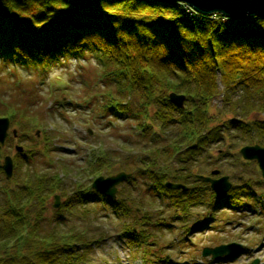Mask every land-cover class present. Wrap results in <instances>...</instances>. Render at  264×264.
Returning a JSON list of instances; mask_svg holds the SVG:
<instances>
[{
	"label": "trees",
	"instance_id": "1",
	"mask_svg": "<svg viewBox=\"0 0 264 264\" xmlns=\"http://www.w3.org/2000/svg\"><path fill=\"white\" fill-rule=\"evenodd\" d=\"M89 54L96 58L99 75L108 85L102 111L112 112L113 117L126 114L123 117L132 118L144 131L154 133L152 140L141 139V150L147 157L163 156L162 164L136 159L135 163L145 162L136 171L150 180L148 190L170 200L175 208L187 211L191 205L216 201L208 183L189 184L192 175H181L173 166H167L169 159L177 156L181 161L193 160L209 144L221 139L219 118L225 117V124L245 134L256 130L257 138L252 137V141L264 145V119L248 123L236 117L238 108L246 102L243 98L249 102V109H254L253 103L259 110L264 109V16L240 19L221 13L204 14L177 1L0 0L1 63L51 66L61 56L86 58ZM171 92L186 95L183 107L171 102ZM221 93L225 109L221 113L218 110L220 116L215 119L211 103ZM32 107L29 103V113H23L22 103L0 104V112L15 122H25L19 115L33 116ZM229 112L234 113L230 119ZM153 121L159 128L151 125ZM171 125L177 127L176 134L166 138L170 133L166 127ZM5 153L0 145L1 174ZM20 155L23 154L16 155V167ZM105 159L101 156L86 169L91 175L100 173L101 166H112ZM125 169L131 170L129 166ZM60 176L59 172L31 174L17 192L4 190L6 198L0 203V264L83 261L79 260L78 244L86 240L81 236L84 232L41 233L38 219L31 215V205L37 203L43 208L48 196L62 188ZM168 179L186 182L189 189H169L165 185ZM78 183L65 206L74 204V200H103L122 212L116 213L118 216L130 214L123 201L110 200L91 187L85 194ZM247 197L256 204L258 198L264 199L246 182L233 186L222 204L243 209L248 206ZM255 209L254 205L251 210ZM138 217L136 222L149 219ZM124 228V234L137 241L134 227L125 222Z\"/></svg>",
	"mask_w": 264,
	"mask_h": 264
},
{
	"label": "rangeland",
	"instance_id": "2",
	"mask_svg": "<svg viewBox=\"0 0 264 264\" xmlns=\"http://www.w3.org/2000/svg\"><path fill=\"white\" fill-rule=\"evenodd\" d=\"M37 65L32 67L12 61L0 65V104L9 106L19 102L22 112L29 113L26 109L31 103L35 113L33 116L19 115L25 122L11 120V128H17L18 135L14 137L10 129L4 146L6 154L15 157L17 144L24 147V154L28 150L33 154L19 156L12 178L1 176V204L6 198L4 190L17 192L29 175L59 172L62 188L56 193L61 195V207L52 206L53 193L43 208L37 203L31 205V215L34 220L38 219L41 233L55 230L85 233L81 236L86 240L78 244L79 260H83L78 264H250L254 259L264 264V199L258 198L257 205L256 200L245 198L248 206L254 209L255 205L258 212L248 206L243 210L225 205L218 209L212 202L210 206L195 204L187 211L176 210L170 200L148 190L150 180L136 171L145 162L162 164L163 156L147 157L141 150L144 146L141 139L152 140L154 133L144 131L130 117L112 119L99 107L108 85L99 75L96 58L91 54L83 59L61 56L51 66ZM221 95L211 103L215 119L225 109ZM243 99L246 104L238 108L237 118L248 123L252 119H264V109L259 110L254 103V109H249V102ZM233 114L229 112V119ZM225 120L222 117L218 121L222 124L221 139L209 144L193 160L181 161L178 156L169 159L171 163L167 167L173 166L172 169L181 175L208 174L218 168L222 175H229L233 186L247 182L257 194L264 196V179L257 162L244 160L240 153L243 145L253 142L252 137L257 138V131L245 134L240 128L225 124ZM151 125L160 126L155 121ZM37 130H40L39 135ZM166 130L170 132L168 138L176 134L177 127L171 125ZM137 136L140 139L135 138ZM101 156H106L112 166L103 165L100 173L91 175L86 168ZM136 159L145 162L135 163ZM125 165L131 168L134 176L119 184L117 200L127 205L130 214L118 216L121 211L101 200L83 203L74 200V204L69 202L65 206L78 188L74 187L75 183L81 182L79 188L89 194L88 189L97 175L127 170ZM138 216L149 219L136 222ZM125 222L134 227L137 241H131L124 234ZM232 242L243 243L245 252L233 259L202 256L206 246Z\"/></svg>",
	"mask_w": 264,
	"mask_h": 264
},
{
	"label": "water",
	"instance_id": "3",
	"mask_svg": "<svg viewBox=\"0 0 264 264\" xmlns=\"http://www.w3.org/2000/svg\"><path fill=\"white\" fill-rule=\"evenodd\" d=\"M165 2H185L204 14L221 13L228 17L246 19L253 16H264V0H160ZM170 98L176 105L182 107L184 105L185 95L177 94L175 92L170 94ZM10 127L9 117H0V143L5 144L6 137L8 136V130ZM13 133L16 135L17 130L14 129ZM39 133V131L37 132ZM17 150L22 151L23 147L17 145ZM241 152L246 159H257L259 166L264 176V146L260 144L246 145L241 148ZM3 168L8 177L13 175L14 162L11 155L4 157ZM219 170H214L213 174H218ZM130 173L120 171L117 174L104 176L100 175L96 177L92 183V186L101 193L115 198L117 193V185L127 179ZM200 178L205 181L211 182V186L216 192L218 197H224L229 188L231 182L228 175L214 178L211 176L199 175ZM166 185L171 188H183L187 189V186L182 183L167 182ZM60 195H55L54 207L60 206ZM243 244L232 242L228 244H221L215 247H205L203 249V255H211L214 258H219L223 255L227 257H233L243 252ZM259 259H255L251 264H258Z\"/></svg>",
	"mask_w": 264,
	"mask_h": 264
}]
</instances>
